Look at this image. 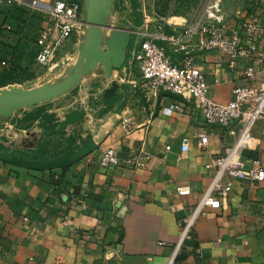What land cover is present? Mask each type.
Returning a JSON list of instances; mask_svg holds the SVG:
<instances>
[{
	"label": "crops",
	"instance_id": "obj_1",
	"mask_svg": "<svg viewBox=\"0 0 264 264\" xmlns=\"http://www.w3.org/2000/svg\"><path fill=\"white\" fill-rule=\"evenodd\" d=\"M197 1L187 13L169 18L177 23H164L159 31L187 23ZM223 7L229 29L258 16L264 31V0H223ZM139 45L137 40L129 46L127 38L117 63L92 78L102 81V94L82 90L81 108H56L60 126L80 122L91 135L92 147L82 158L65 169L0 160V264H169L181 219L210 184L213 170L207 164L221 153L226 130L207 123L191 98L154 94L138 70H129ZM258 52H264V42ZM190 53L206 76L210 96L219 102L234 98L233 89L249 68L253 84L264 81L259 60H234L219 50L193 48ZM168 54L174 63L186 56L172 47ZM93 98L96 114L88 111ZM171 104L179 107L170 112ZM40 131L22 133L18 145L33 147ZM201 132L208 134L205 147L199 145ZM252 135L251 146L238 159L264 167V118ZM185 139L189 148L184 151ZM108 147L117 151L120 164H101ZM140 153L150 155L146 166L125 164ZM226 180L233 182L229 196L220 208L208 207L198 217L194 237L174 264H264V181Z\"/></svg>",
	"mask_w": 264,
	"mask_h": 264
},
{
	"label": "rangeland",
	"instance_id": "obj_2",
	"mask_svg": "<svg viewBox=\"0 0 264 264\" xmlns=\"http://www.w3.org/2000/svg\"><path fill=\"white\" fill-rule=\"evenodd\" d=\"M78 1L81 25L63 43L50 65L38 66L37 39L49 21V12L42 6L0 0V160L64 169L82 158L92 147L91 135L80 122L67 128L60 126L56 108L62 106L63 111L81 108L82 90L102 94V81L92 78L117 63L127 38L129 46L135 45L141 40V32L159 31L169 18L181 11L187 13L196 2ZM146 22L148 29L144 26ZM34 96H46L38 102L46 109L37 120L30 119L27 113L36 106L34 101L28 102ZM94 100L88 102L91 114L98 110L93 106ZM37 127L41 130L38 142L33 147H20L18 137Z\"/></svg>",
	"mask_w": 264,
	"mask_h": 264
},
{
	"label": "built area",
	"instance_id": "obj_3",
	"mask_svg": "<svg viewBox=\"0 0 264 264\" xmlns=\"http://www.w3.org/2000/svg\"><path fill=\"white\" fill-rule=\"evenodd\" d=\"M26 6L45 8L49 12V21L37 39L35 64L48 66L55 59L63 43L72 36L81 25V5L78 0H6ZM168 22V21H167ZM149 22L144 26L148 29ZM170 24V22H168ZM260 17L245 19L238 27L229 29L228 16L223 0H199L191 19L182 25H174L170 31H149L140 33L139 47L133 52L128 69L138 70L144 83L154 90L191 98L201 110L205 121L216 124L226 130L221 135L222 151L213 162L207 164L213 170L210 184L203 191L191 212L181 219V230L174 253L169 264H174L177 255L186 241L194 237V226L208 207L220 208L233 188V182L227 176L250 181H264V167L245 166L238 159L242 149L253 142L252 128L264 118V81L260 86L252 83L253 71L249 68L241 82L233 89L234 98L219 102L210 96V86L204 72L194 64L191 50H219L231 59L240 58L259 60L264 65V52H258L259 42H264ZM168 47L186 54L182 63L172 62ZM5 63V62H3ZM264 74V66L262 68ZM179 107L171 104L168 111ZM199 145L208 144V134H199ZM189 148L188 141L182 143V150ZM169 150L170 146L167 145ZM149 154L140 153L127 158L125 164L132 169L146 166ZM121 163L117 151L108 147L104 150L101 164L113 166ZM68 224L67 220L64 225Z\"/></svg>",
	"mask_w": 264,
	"mask_h": 264
},
{
	"label": "trees",
	"instance_id": "obj_4",
	"mask_svg": "<svg viewBox=\"0 0 264 264\" xmlns=\"http://www.w3.org/2000/svg\"><path fill=\"white\" fill-rule=\"evenodd\" d=\"M45 107L46 106L44 104H41V105L40 104H36L34 110L27 112L28 113V117H30V119H34V120L39 119L41 117L40 112L42 110L46 109Z\"/></svg>",
	"mask_w": 264,
	"mask_h": 264
},
{
	"label": "bare ground",
	"instance_id": "obj_5",
	"mask_svg": "<svg viewBox=\"0 0 264 264\" xmlns=\"http://www.w3.org/2000/svg\"><path fill=\"white\" fill-rule=\"evenodd\" d=\"M168 22H170V23H173V22H171L169 19H168ZM42 97H45V96H42ZM39 98H41V97H36V96H34V97H30L29 99H28V102L30 103V102H32L33 100H35V99H39Z\"/></svg>",
	"mask_w": 264,
	"mask_h": 264
},
{
	"label": "water",
	"instance_id": "obj_6",
	"mask_svg": "<svg viewBox=\"0 0 264 264\" xmlns=\"http://www.w3.org/2000/svg\"><path fill=\"white\" fill-rule=\"evenodd\" d=\"M38 97H41V98L33 100V101H34V102L32 101V102H33V105L38 104V102H39V101H42L43 99H46V98H45L46 96H45V97L38 96Z\"/></svg>",
	"mask_w": 264,
	"mask_h": 264
}]
</instances>
